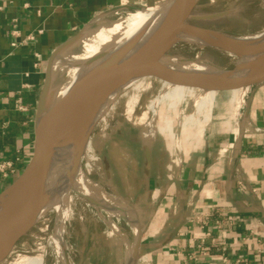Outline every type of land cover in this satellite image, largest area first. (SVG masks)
<instances>
[{
    "label": "crops",
    "instance_id": "obj_1",
    "mask_svg": "<svg viewBox=\"0 0 264 264\" xmlns=\"http://www.w3.org/2000/svg\"><path fill=\"white\" fill-rule=\"evenodd\" d=\"M131 1L0 0V164L10 163L0 168V191L31 156L49 55L93 15ZM184 86L178 100L194 96L208 112L214 105L208 122L183 127L166 115L163 133L141 139L135 130L134 146L108 152L114 190L139 225L135 264H264V81L238 101L229 90ZM118 250L84 259L126 264Z\"/></svg>",
    "mask_w": 264,
    "mask_h": 264
},
{
    "label": "rangeland",
    "instance_id": "obj_2",
    "mask_svg": "<svg viewBox=\"0 0 264 264\" xmlns=\"http://www.w3.org/2000/svg\"><path fill=\"white\" fill-rule=\"evenodd\" d=\"M164 1L166 0H135L101 11L93 15L83 25L79 30L81 31L80 36L84 33L87 34L99 23L107 24L119 20L135 8L159 5ZM98 15L99 18L96 19ZM187 21L234 36L258 33L264 30V0H195ZM179 35L186 40L176 41L168 49V55L199 58L211 62L221 70H230L235 66L236 58L227 52L204 45L205 42L190 37L185 31L180 32ZM74 44L75 42L70 47ZM71 49H74V47ZM63 79L64 74L60 75L58 71L52 72L48 98L50 102L53 100ZM184 87V85L163 77L148 74L135 87L121 92L112 106L108 104L111 107H109L104 123L99 119L90 125L87 132L89 138L87 153L84 154L83 151L79 152L77 150L74 153L71 151L75 158H72V154L70 158L75 159V162H77L76 167L84 169L93 181L102 184L108 194L115 197L120 196L114 190V184L112 183L115 172L109 162L108 152L110 149L114 147L116 149L117 145H121V143H129L134 146L135 130L139 131V138L141 139H149L155 133H163V129H167L169 122L167 116L172 118V123L176 124L177 122V125L192 127L202 122H208L213 115L214 105L209 112L205 107L198 109L194 96L178 100L177 98L184 92ZM247 89L248 86L229 90L228 97L238 101ZM130 96H133L134 100L129 101ZM173 100L176 101L173 102ZM168 103H172V109L167 110L169 108ZM206 113L207 116L204 119ZM82 122V118L77 121L79 132ZM103 124L104 126H102ZM110 160L119 165L115 158L110 157ZM56 186L44 196V200H48L41 207L39 213L29 215L33 218L39 217L28 230L17 238L12 249L0 261V264H10L23 255L41 258L43 259L42 264H63L57 257L53 244L49 240L54 229L53 226H55L54 223L57 222L56 208L53 201ZM86 204L85 201L72 194L71 212L65 221L64 231L65 248L70 262L72 264H90L86 262L87 259H84L85 255L90 256L89 254L92 251H96L100 257V252L102 253L104 249L107 254L110 250H112V254H115V249H119L121 258L125 255L127 259L128 251L123 245V236L126 234L127 238L130 241L132 240L129 224L121 217L120 219H114L116 221H113L114 227H110L103 217L95 213L94 208ZM27 217V215H21L15 222L10 224L5 229L2 241L4 242L17 224L21 220L25 221ZM93 244L96 246L94 250L91 249Z\"/></svg>",
    "mask_w": 264,
    "mask_h": 264
},
{
    "label": "bare ground",
    "instance_id": "obj_3",
    "mask_svg": "<svg viewBox=\"0 0 264 264\" xmlns=\"http://www.w3.org/2000/svg\"><path fill=\"white\" fill-rule=\"evenodd\" d=\"M172 2L173 0H166L159 5L138 7L119 20L107 24L99 23L87 34L84 33L79 36L72 46L74 49L67 46L56 51L51 59V73L58 71L60 75L64 74V79L60 82L53 98L56 107L62 105L70 94L94 71L126 60L147 44L159 30L166 26ZM97 18H99V15L96 16ZM185 32L198 41L205 43L208 41L206 38L199 37L194 30H185ZM207 35L210 38H219L238 49L264 46V30L239 36H223L209 31ZM178 39L186 40L182 39L180 35H178ZM228 54L236 58V67L233 71V76L235 77L252 74L264 64L261 62V59L264 58V51L243 58H237L233 53ZM156 65L169 69L183 70L193 75L208 76L222 72L221 69L211 62L199 58H187L181 55H165ZM147 75H131L118 80L109 89L105 97L91 107L85 115H80L71 120L68 126L53 138L45 151L42 164V191L40 198L21 215L38 214L41 207L48 200H44V196L57 185L53 197L57 222H55L56 224L54 223L55 226H53L54 229L49 240L53 244L57 257L63 264H72L66 253L64 241L65 221L71 212L72 194H75L79 199L94 208L95 213L103 217L110 227H114L113 221L116 222L114 219L122 217L126 220L132 234L131 241L126 234L124 235L125 237L123 236V245L128 251L126 264H135L133 251L140 233L135 212L122 197L108 194L102 184L93 181L84 169L76 167L77 162H75V159L72 160L75 157L71 151L73 153L76 150L79 152L83 151L84 154L87 153L89 150L87 132L90 125L99 119L104 123L110 109L109 107L112 106L117 96L128 88L135 87ZM131 100H134L133 96H130L129 101ZM80 118L83 119V122L79 132L77 121ZM71 154L72 158H70ZM9 196V191L0 194V227L10 202ZM38 217L34 219L36 220ZM42 262L43 259L41 258L23 255L10 264H42Z\"/></svg>",
    "mask_w": 264,
    "mask_h": 264
},
{
    "label": "water",
    "instance_id": "obj_4",
    "mask_svg": "<svg viewBox=\"0 0 264 264\" xmlns=\"http://www.w3.org/2000/svg\"><path fill=\"white\" fill-rule=\"evenodd\" d=\"M194 2L195 0H173L166 26L159 30L147 44L126 60L94 71L59 107H56L53 100L51 102L48 100L52 78L51 59L56 51L73 44L79 38L81 31L60 44L49 55L37 97L31 156L16 179L0 192V194L5 191L10 193V202L0 227V261L7 256L17 238L28 230L35 221L32 216L29 217L28 215L25 221L21 220L7 239L2 241L5 229L40 198L42 164L47 147L53 138L68 126L71 120L80 115H85L91 107L103 99L118 80L131 75L152 74L175 83L215 91L236 89L264 81V64L252 74L237 77L233 76L236 66L230 70H222L220 73L203 76L156 65L162 57L168 55V49L179 40L180 32L185 30H194L199 37L208 39L204 45L233 53L237 58L264 51L263 45L237 49L219 38L208 37L209 31L223 36L234 35L189 23L187 20L190 17V10ZM261 62L264 63V58L261 59Z\"/></svg>",
    "mask_w": 264,
    "mask_h": 264
},
{
    "label": "built area",
    "instance_id": "obj_5",
    "mask_svg": "<svg viewBox=\"0 0 264 264\" xmlns=\"http://www.w3.org/2000/svg\"><path fill=\"white\" fill-rule=\"evenodd\" d=\"M0 8H1V5H0ZM20 108H21V106H20ZM9 164H10L9 162L1 163V164H0V168H2V167H4V166H7V165H9Z\"/></svg>",
    "mask_w": 264,
    "mask_h": 264
}]
</instances>
